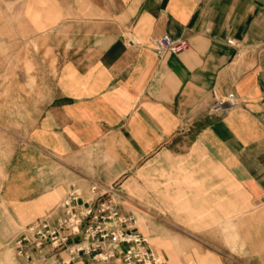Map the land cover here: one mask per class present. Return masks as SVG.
Here are the masks:
<instances>
[{
	"label": "crops",
	"instance_id": "obj_1",
	"mask_svg": "<svg viewBox=\"0 0 264 264\" xmlns=\"http://www.w3.org/2000/svg\"><path fill=\"white\" fill-rule=\"evenodd\" d=\"M163 34L189 49L159 56ZM72 188L112 196L158 253L224 243L230 211L264 201V0H0V244Z\"/></svg>",
	"mask_w": 264,
	"mask_h": 264
},
{
	"label": "built area",
	"instance_id": "obj_2",
	"mask_svg": "<svg viewBox=\"0 0 264 264\" xmlns=\"http://www.w3.org/2000/svg\"><path fill=\"white\" fill-rule=\"evenodd\" d=\"M227 43L234 44L233 40ZM152 44L159 56L179 54L190 47L187 39L168 34L153 39ZM238 104L236 95L229 92L216 96L209 110L224 113ZM91 190L98 188L92 185ZM57 208L60 213L54 219L51 212L22 228L13 239L17 256L32 260L33 251L42 254L54 250L66 253L59 264H77L82 259L85 264H167L149 238L132 226L134 217L121 212L112 196L92 204L84 202L80 191L72 188Z\"/></svg>",
	"mask_w": 264,
	"mask_h": 264
},
{
	"label": "rangeland",
	"instance_id": "obj_3",
	"mask_svg": "<svg viewBox=\"0 0 264 264\" xmlns=\"http://www.w3.org/2000/svg\"><path fill=\"white\" fill-rule=\"evenodd\" d=\"M236 190L237 187L230 184V192ZM236 212L230 211V225L221 228L226 239L224 243L152 242L162 258H168L170 264H206L210 262L203 255L207 249L218 250L223 256V264H264V201L243 214L234 215ZM13 239L0 244V264H23L16 259Z\"/></svg>",
	"mask_w": 264,
	"mask_h": 264
}]
</instances>
